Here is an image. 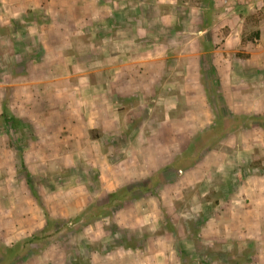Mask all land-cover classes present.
Masks as SVG:
<instances>
[{
    "label": "rangeland",
    "instance_id": "rangeland-1",
    "mask_svg": "<svg viewBox=\"0 0 264 264\" xmlns=\"http://www.w3.org/2000/svg\"><path fill=\"white\" fill-rule=\"evenodd\" d=\"M175 6L176 16L185 24L176 23L165 33L171 45L167 65L179 66L175 56L182 50L194 53L201 43L205 52L201 77L194 79L190 68L186 79L137 78V90L146 82L167 83L166 95L160 98L153 93L155 101L148 108L138 106L136 95L120 98V116L135 121L137 131L147 129L148 140L143 134L132 142L120 136L84 140L82 111L66 112L68 98L73 97L65 87L50 91L39 88L34 78L5 77L11 64L5 62V47L0 44V113L10 121L0 116V146L5 145L0 148V264H5L3 247L38 234L46 226L47 213L56 221L54 228L21 248L13 264H75L80 258L84 264H252V258L264 264V220L255 219L264 212V129H238L210 148L194 167L180 174L167 169L165 183L141 190L156 171L182 154L196 134L212 127L219 113L239 115L226 103L225 59L233 51L231 59L238 63V57H249L264 47V0L250 4L176 0ZM243 13L256 16L247 21L240 17ZM205 14L211 18L208 27ZM256 31H261L259 37ZM191 38L198 42L184 49L182 42ZM210 42L219 50L223 74L216 73L214 54L205 49ZM21 65L32 70L36 63ZM231 76L234 81L245 79L237 71ZM237 86L230 90L240 89ZM163 106L167 109H160ZM148 109L161 125L140 123L141 111L145 114ZM20 118L47 126L21 128ZM45 128L51 131L49 136ZM98 148L104 156L97 155ZM237 149L242 151L239 156ZM236 167L245 183L241 192L232 190L243 184L234 174ZM125 186L137 188L131 199L118 207L106 206L94 218L96 206L105 205L109 193ZM165 214L171 217L172 227ZM180 246L186 254L179 252Z\"/></svg>",
    "mask_w": 264,
    "mask_h": 264
},
{
    "label": "crops",
    "instance_id": "crops-1",
    "mask_svg": "<svg viewBox=\"0 0 264 264\" xmlns=\"http://www.w3.org/2000/svg\"><path fill=\"white\" fill-rule=\"evenodd\" d=\"M175 3L176 0H0V44L5 47V62L11 64L5 77L23 75L34 78L39 88L50 91L65 87L73 97L72 100L68 98L70 106L66 112L82 111L81 124L85 126L86 134L81 136L86 141L120 136L132 142L137 134H143L148 140L147 129L137 131L135 121L120 116V98L136 95L138 106L148 108L155 101L152 100L153 93L160 98L166 95L167 83L146 82L143 89L137 90V78H149L150 81L169 76L186 79L190 77V68H193L194 79L201 77V58L205 55L201 43L195 45L197 51L195 49L194 53L182 50L175 56L174 60L181 63L179 66L167 65L171 45L165 33L170 32L176 23L185 24L184 19L176 16ZM190 42L198 40L191 38L187 43L182 42L184 49ZM261 42L264 43V31ZM205 49L214 54L216 73L223 74L224 70L229 79L226 82L227 106L239 114L264 115V47L249 57H238V63L231 59L234 56L232 51L225 59L223 70L218 67L216 43H208ZM30 61L36 63L32 70L21 65ZM235 71L244 74L245 79L234 81L231 75ZM170 84L175 85L174 82ZM238 84L240 89L230 90ZM51 102L49 107H52ZM173 108L177 107L173 105ZM160 109L166 110L167 107ZM149 112L150 109L145 114L141 111L140 123L161 125ZM19 122L21 128L37 126L35 129L38 130L40 126H47L45 122L36 125L22 118ZM45 130L49 136L51 131ZM36 137H32V141ZM82 138L76 141L81 142ZM0 148L4 149L5 145ZM101 152L100 148L96 151L97 155L104 156ZM235 153L239 156L242 151L237 149ZM248 158L252 159L251 155ZM240 172V167H236L237 181L243 183ZM242 187L246 189L245 183L235 185L232 190L241 192ZM257 216L256 220H264V212ZM180 249L175 248V252L179 250L186 254L185 247L180 246ZM256 259H251L252 264H256Z\"/></svg>",
    "mask_w": 264,
    "mask_h": 264
},
{
    "label": "trees",
    "instance_id": "trees-1",
    "mask_svg": "<svg viewBox=\"0 0 264 264\" xmlns=\"http://www.w3.org/2000/svg\"><path fill=\"white\" fill-rule=\"evenodd\" d=\"M248 14V13H247ZM206 23L205 26H210L211 18L208 14H205ZM255 14H248L247 17L243 14H240L241 18H246V20H253L255 18ZM256 37H259L260 32L256 31L254 34ZM210 50V49H208ZM6 123H9V119L2 114ZM241 128H262L264 129V115H229L225 116L222 113H219L216 118L215 124L194 136L191 139L188 147L182 152L181 155L175 158V160L165 166L158 171H156L149 179L147 184L142 188V191H149L151 189L156 188L159 184H163L166 182L164 175V171L167 169L174 170L177 174L182 173L185 170H188L194 167L202 158L206 157L210 148L216 145L219 141L224 139L227 135L236 132ZM25 168V165H24ZM134 191H137L136 187L128 188L121 187L119 190L109 193L108 201L105 205H97L96 213L94 218H97L104 212V209L107 207H118L119 204L125 202L126 200H130ZM134 195V194H133ZM218 204V201L216 202ZM109 210V209H108ZM165 218L167 220L168 227H172L171 217L165 214ZM56 221L50 217V215L46 214V226L42 229L38 234L27 238L26 240L19 242L13 246H4L2 253V262L5 264H13L12 258L19 255L22 252L21 248L27 247V244H31L33 242H38L42 239V235L48 234L51 229L54 228ZM192 224H196L195 221ZM131 247V246H129ZM182 255L183 252L181 251ZM84 264L82 259H78L75 261V264Z\"/></svg>",
    "mask_w": 264,
    "mask_h": 264
},
{
    "label": "built area",
    "instance_id": "built-area-1",
    "mask_svg": "<svg viewBox=\"0 0 264 264\" xmlns=\"http://www.w3.org/2000/svg\"><path fill=\"white\" fill-rule=\"evenodd\" d=\"M241 1H243L244 3H251V2H253L254 0H241Z\"/></svg>",
    "mask_w": 264,
    "mask_h": 264
}]
</instances>
